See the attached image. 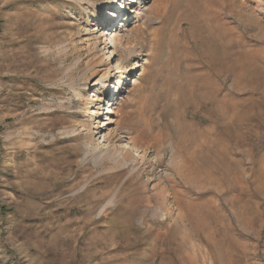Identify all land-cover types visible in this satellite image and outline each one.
Returning a JSON list of instances; mask_svg holds the SVG:
<instances>
[{"label":"rangeland","instance_id":"1","mask_svg":"<svg viewBox=\"0 0 264 264\" xmlns=\"http://www.w3.org/2000/svg\"><path fill=\"white\" fill-rule=\"evenodd\" d=\"M0 264H264V0H0Z\"/></svg>","mask_w":264,"mask_h":264},{"label":"bare ground","instance_id":"2","mask_svg":"<svg viewBox=\"0 0 264 264\" xmlns=\"http://www.w3.org/2000/svg\"><path fill=\"white\" fill-rule=\"evenodd\" d=\"M133 2H134V0H132ZM116 6H118L117 5V3H111V5L109 6V7H107V8H109V9H112V8H114V7H116ZM121 9H124L125 10V7L123 6V4H122V7H121ZM110 17L112 18L113 16L112 15H110ZM93 20H95V19H93ZM143 30V29H142ZM141 33V38H142V32H140ZM109 37H114V35L112 34V33H109V34H107ZM154 40V39H153ZM152 40V41H153ZM125 50H127L128 52H129V57L130 56H133L134 54H133V51H134V49H128V48H125ZM223 53H225L226 54V59L228 58V54H227V51L226 50H223L222 51ZM223 55V54H222ZM228 69H229V67H227V71H228ZM229 76V75H228ZM107 88H109V89H111V85L110 84H107ZM95 92H99L98 90H96ZM93 97H95V95H93ZM99 101L97 100V103L94 105V106H92L91 105V107H89V108H91V109H94L95 108V106H98L99 105ZM108 110L105 112V114L107 115V114H112V110H110V107H111V103L110 102H108ZM229 110V109H228ZM227 110V111H228ZM93 112H95V118L96 119H99L100 117L98 116V113L96 112V111H94L93 110ZM106 120L108 121L105 125L106 126H110V122H109V119H107L106 118ZM109 140L108 141H112L113 139H115V136H112L111 137V139L110 138H108ZM122 139V137L121 138H118V141H120ZM127 154V153H126Z\"/></svg>","mask_w":264,"mask_h":264}]
</instances>
